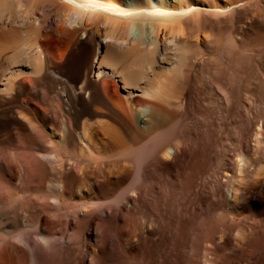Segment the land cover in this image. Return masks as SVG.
I'll use <instances>...</instances> for the list:
<instances>
[{
	"label": "bare ground",
	"instance_id": "obj_1",
	"mask_svg": "<svg viewBox=\"0 0 264 264\" xmlns=\"http://www.w3.org/2000/svg\"><path fill=\"white\" fill-rule=\"evenodd\" d=\"M65 156L78 192L91 185L81 180L87 171L110 182L114 171L139 173L160 160L159 187L188 156L194 176L214 171L212 197L224 203L215 216H243L264 187V0H0V169L18 181L4 188L11 206L0 209V264L109 257L86 223L54 234L52 221L41 236L21 197L26 168L60 191L71 176ZM155 186L144 191L154 195ZM121 259L131 264L126 252Z\"/></svg>",
	"mask_w": 264,
	"mask_h": 264
},
{
	"label": "rangeland",
	"instance_id": "obj_2",
	"mask_svg": "<svg viewBox=\"0 0 264 264\" xmlns=\"http://www.w3.org/2000/svg\"><path fill=\"white\" fill-rule=\"evenodd\" d=\"M188 156L193 159L195 164L194 158L197 157H194V154H188ZM188 156L186 157L187 163L191 160L189 158L188 161ZM69 160H71L69 156L64 157L65 169L71 172V176L68 177V181L63 182V190H57L60 194L63 191L61 195L58 194L55 188H46L44 173L37 172L36 174L26 168L28 170L25 169L22 174L21 197L29 198L26 205L29 206L30 203L32 206L29 211L32 212L35 218L34 222L37 229H40L38 231L41 232V236L42 233L44 237L49 236L48 232L44 231V227L49 226L52 221L55 227H50H52L53 232L56 230L54 234H59L60 229H65L64 232L68 234L77 233L81 230L82 224L86 223L84 231L89 228V231L94 232L93 236L96 234L98 241L102 240L103 242L106 239L103 244L107 253H109V257L105 258V261L102 259L100 264L124 263L121 259L123 252L127 253L128 261L131 264H203L209 257L215 256L214 253H217L216 256L219 257L209 258V260L211 259L209 262L213 259L216 260V262L212 261L213 264H264V187L260 185L255 187L257 189H254L253 195L251 194L255 200H249L252 208L248 207L249 210L243 212V216L236 218L227 215L225 212L226 215L222 213L218 217L220 213L215 216L216 212L220 207L224 208V203L222 201L217 203L212 197L211 188L215 180L211 174L214 171H211V173L209 171L205 180L194 176V171L188 166H193L194 170L192 161L187 164L184 160V164H180L176 170L172 169L173 172L168 176L170 179L166 175L167 184H161L159 187L158 185L155 186L156 181L160 179L159 175H165L163 170L157 171L158 167L163 164V161L161 163L160 160V162L154 163L155 165L152 168H146L147 165L143 162L138 170L139 173L136 170H130L129 173L114 171L110 175L114 177L110 179V182H101L99 178L103 174L100 172L87 171L84 173L85 178L81 177V180H91V185H87L85 190L78 192V181L74 178L79 177V173L73 168ZM196 160L198 161V159ZM187 168L189 169L187 170ZM9 174L15 176L17 173L13 170L7 172L2 168L0 169V209L8 210L11 206L10 202H7L8 193H5L8 190L4 188L17 187L18 185L15 177L12 179ZM9 177L11 178L10 182L8 181ZM96 178L98 181H95ZM116 178L124 180L122 186L115 184L114 180ZM147 184L154 185L156 188L155 194L151 195L152 197L147 195V191H144ZM100 189L102 196L98 194L101 192ZM107 190L109 191L106 194ZM56 194L60 197L58 211H54L55 207L51 202ZM135 200H138L142 205L144 202L148 203L144 204V207L139 205L140 207L138 206L131 212L126 208L124 209L125 202ZM20 202H22V199ZM26 205H24L25 208H27ZM244 205L246 206L247 203H244ZM84 207L87 211L89 208L91 209H89L88 219L80 216V210ZM214 209H216V212ZM55 215L56 218H53ZM232 220L235 223L231 222ZM230 223H237L238 225L236 224L235 228V225ZM97 224L99 228L98 232L95 233L94 229ZM227 226L231 228L227 229ZM99 231L104 233L101 235ZM36 233L33 232L32 237L35 238L34 234ZM118 246L120 247L117 249ZM119 251L121 252L119 253ZM99 254L96 253V255ZM37 257L38 261L36 259L34 264H57L53 259H46L41 255ZM203 258L207 259L204 260ZM77 262H79V258ZM204 264H207V261Z\"/></svg>",
	"mask_w": 264,
	"mask_h": 264
}]
</instances>
